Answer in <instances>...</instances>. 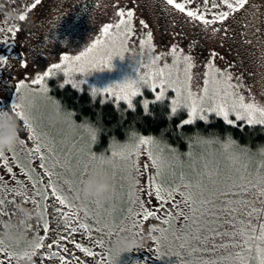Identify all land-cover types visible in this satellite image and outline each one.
I'll return each mask as SVG.
<instances>
[{
    "label": "rangeland",
    "instance_id": "obj_1",
    "mask_svg": "<svg viewBox=\"0 0 264 264\" xmlns=\"http://www.w3.org/2000/svg\"><path fill=\"white\" fill-rule=\"evenodd\" d=\"M161 1L165 5L164 7H161L153 0H99L90 15L82 16V14L78 15V13L82 10L83 0H41V4L35 8H31L35 0H17L15 6L10 4V11L6 14L4 21L1 22L3 25L0 24V29H3V31H0V55H4L10 49L11 51L14 50L11 41L18 36L20 26L24 22V20L21 21L19 19L20 15L23 14L29 19L31 16L40 18L43 31L55 24L56 36L51 43L47 46L44 45L45 52L43 55L34 52V57L28 61L31 67L27 71V79L22 80L38 93L39 86L33 85L31 83L32 79L47 71L52 64L59 63L60 57L63 55H78L100 35L103 26L106 24L115 25L121 19H127L126 16L123 18L118 16V12L132 11L131 26L133 32L128 41V51L125 53L124 58H113L111 69L92 71L87 75L77 73L73 76L76 84L87 86L86 89L89 87V92L92 94L93 89H95L96 94H101V96L109 95V93L104 92V89L118 83L138 81L139 76L145 75L149 69L140 67L138 61L142 60L147 65L150 55L161 57L158 62L160 67L165 65L172 66L175 63L172 50L176 49V57L181 60L178 65L180 81L184 79L183 57L191 58L193 65L191 70V91L194 97L203 95L204 81L208 79L209 66H212L218 72L227 73L233 77L231 83L237 85L239 94L245 97L246 102L254 100L257 104L264 105V27H259L260 24L264 23V0H248L253 6L258 5L261 8L257 27L259 28L258 32L255 31L254 25H249L245 21L238 24L233 23L231 26L227 23L240 10L231 13L222 23L218 22L205 26L199 21H192L184 13L167 5L165 0ZM177 2H184V0H177ZM187 7L193 10L199 8L203 11L205 9L203 0H191ZM207 7L211 9V13L227 11L224 6L213 8L211 0H209ZM163 18L166 19L164 30L161 28ZM206 18L211 19V14H207ZM75 20L76 22L78 21L77 25ZM10 28L17 29L15 35L9 31ZM149 33L152 35L153 50L151 53L147 47L144 49L140 47V42L146 40ZM22 45L25 46V44ZM65 80L66 77L63 73H58L46 81L49 89L47 97L39 94L33 95L30 91L24 90L22 99L18 100L17 93L16 103L19 102L25 105L26 114L29 112L32 114V118L29 120L36 126V131L42 137L43 143L52 148L50 152L40 153V155H47L48 157L47 166L42 168L45 175L44 178L49 179L47 173L50 171L51 181L65 199L70 202L71 206L68 209L81 223H88L95 227L97 219L107 218L110 223L113 218L117 222L123 221L125 217L129 216L128 209L134 212L140 205L138 201L140 199L143 200L147 194L151 195L154 185L171 181L175 174L181 172V169L188 173L191 166H194L195 169H200L205 163H208L210 166H218L222 170L229 171L233 168L241 169L245 167L249 172L260 170V164L264 160V157L259 155L261 149L257 153H253L247 146L236 143L240 148H246L253 155L250 158L242 156L238 160H234L229 153L224 152L220 148L219 144H201L195 140L193 146H190L186 152L181 153L178 151L180 154L179 158L166 150L164 152L161 174L157 175L156 169L151 167L148 146H142L139 156L133 157L137 161L139 171L126 172L119 158L115 159L114 166L111 168L106 165L107 170L111 173L115 190L110 199L103 202L92 198L83 201L77 200L75 199L77 192L82 189L84 181L88 178L91 170L95 169L99 163V160L88 158L87 150L90 149L96 156L105 154L111 157L115 146L110 143L112 140L105 145H99L98 142L92 143L88 133L83 128L73 126L66 119L58 127H51L46 123V114L53 110L56 112L55 107L51 103V100H56L52 96L53 86L61 88ZM139 91L141 95L136 97L139 100L143 96L155 99L158 94L144 86H141ZM113 97L118 100L115 96ZM165 99L169 100L171 105L172 100L177 99V93L172 88H168L165 90ZM183 103L181 101V109H184ZM63 110L62 108L61 112L64 114ZM184 111L186 119L188 112L186 109ZM213 116L215 115L209 114V118ZM74 121L76 125L83 124V122L75 119ZM28 132L29 140L32 142V148H34L35 143L31 140V132L29 130ZM138 135L145 139L153 138L149 135ZM127 138L115 141L123 144L127 141ZM221 141L223 142L225 139ZM165 145L167 149L176 151L174 147L167 143H162L160 147ZM190 156L191 159L189 158ZM19 157L29 161V153L25 151L21 150ZM77 160L86 162L87 167L85 168L84 163L76 167L66 163V161H72L75 164ZM27 196L33 197L29 192ZM2 197L6 203L3 205L0 220L3 219L7 223L16 222L21 225L24 222L17 215V206L35 209L40 212L43 206L42 202L45 200L37 197L36 202L33 203L34 197L33 199H26L25 196H17L12 192L3 194ZM225 199H233V197H220V201ZM235 199L253 201V206L257 210L264 209V203H262L264 196H259L254 188L245 196L236 197ZM10 201H15V203ZM147 201L146 199L145 202ZM60 207L62 208V206ZM249 210L250 208L240 206V210L231 216L219 214L220 221L218 223L222 224L220 231L231 230V225L241 219L246 223H251L256 228L264 225V213L249 218L244 215ZM85 213H88L87 217ZM34 220L28 224L33 223ZM128 224H130V221H126L124 226L127 227ZM183 227L184 223L180 227H171L166 233L168 236L166 242L162 237L160 238L159 245L158 243L156 244V264H187L189 257H187L186 253L190 248L181 249L179 247L181 242L176 240L173 235V230ZM176 234L179 235L180 233L177 232ZM99 235L95 231L92 233L93 238H99ZM120 235L135 238L132 231H124ZM114 238H116L115 235L111 237L104 236L105 244L103 249L106 251L107 256ZM221 242L228 243L229 238L218 236L215 243L220 244ZM192 246L203 247L198 242H193ZM208 247L210 249L209 252H195L190 259L197 261L201 259L220 260L229 256L230 252L237 251L236 249L223 248L213 250L211 245ZM176 253H180V255L177 256ZM129 254L130 252L121 254L120 264H126Z\"/></svg>",
    "mask_w": 264,
    "mask_h": 264
},
{
    "label": "snow or ice",
    "instance_id": "obj_2",
    "mask_svg": "<svg viewBox=\"0 0 264 264\" xmlns=\"http://www.w3.org/2000/svg\"><path fill=\"white\" fill-rule=\"evenodd\" d=\"M167 5L184 13L192 21H199L205 26H209L215 23L224 22L231 13L237 12L245 8L248 4V0H211L212 7L218 8L224 6L227 11H219L217 13H211V9H208L209 0H203L205 9L202 11L199 8L195 10L187 7V4L191 3V0H184V2H177V0H165ZM41 4V0H35L31 5V8H35ZM87 11V9H84ZM207 14H211L212 18H206ZM120 17H127V19H121V21L115 25L106 24L103 26L101 33L97 36L83 51L78 55H63L60 57L59 63L52 64L47 71L37 75L32 79L33 85L39 86V91L31 89L28 84L21 81L16 86L18 93V100L24 96V90L30 91L33 95H43L47 97L48 86L47 79L56 76L58 73H63L66 77L65 83H70L73 87H76V81L73 80V76L77 73L87 75L92 71H103L106 68L111 69L112 60L115 57L121 59L124 58L125 53L128 51L127 44L132 35V11H120L117 13ZM21 21L26 19L25 15H20ZM147 27V25H145ZM3 31V29H0ZM9 31L15 35L17 29L10 28ZM141 49L147 47L151 53L152 49V35L148 34L147 39L140 42ZM175 63L172 66L165 65L160 67L158 62L161 59L159 56L149 57V63L145 65L142 60L138 61L140 67L149 69L145 75L139 76L138 81H127L124 83H118L114 86L104 89L105 93H109L116 97L118 100L126 102L129 108L133 106V98L140 95V87H148L152 91L157 92L155 96L156 102H161L165 99V90L172 88L177 93V99L171 102V113L175 116L181 109V101H183V108L187 110V118L181 121L178 125L183 128L194 124L196 121L207 122L209 114H214L217 117L222 118L229 126H234L236 122H246L248 125H264V105L257 104L254 100L252 102H246L245 97L240 95L237 90V85L231 83L233 77L230 74L218 72L214 67L209 66L208 79L204 81L203 95L194 97L191 91L192 80V62L191 58L184 56V70L183 81L178 77V65L181 63L179 57H176V49L172 50ZM7 63V60L0 56V64ZM63 87V85H61ZM93 94H96V90L93 89ZM51 99V98H49ZM51 103L56 109L57 113L62 111L61 105L56 100H51ZM145 108L149 107L147 101L143 105ZM9 112L16 116L17 120L23 122L25 129L31 132V140L35 143V147L31 148L29 153V159L39 156L40 167L45 168L47 155H40L41 152L52 151L51 147L46 146L43 143L42 137L37 133L36 126L26 115L25 105L22 103H13L10 108L6 109L0 106V115L4 112ZM65 119L73 124L75 127H81L88 133L89 139L92 143L97 142L98 129H96L89 121L81 125H76L73 117L75 113L63 110ZM233 117V118H230ZM196 142L201 144H219L220 148L230 154L234 160H238L240 157H251L246 148H240L231 137L225 141H221L215 138H206L202 136L196 137ZM114 145L111 157L101 154L96 156L87 150L88 158L91 160L105 161L111 168L114 166V161L119 158L122 162V167L126 172L131 173L133 170L139 171L137 167V161L133 157H138L142 146H148V154L151 159V167L156 169L157 175L161 174L162 164L164 160V152L167 150L170 154H174L179 158L178 150L167 149V146L160 147L162 141L154 138L145 139L135 132L130 133L129 139L126 143L120 144L119 142L112 140L110 142ZM20 144L24 145V140H20ZM31 147V145H29ZM14 150H9L12 153ZM261 157H264V149L259 152ZM191 159V156L189 157ZM0 159L3 160L2 168H6L8 173H12L13 169L9 167L10 158L5 156V153L0 154ZM66 163L73 167L86 162L77 160L75 164L72 161H66ZM32 170H29L26 175L30 176V179L35 180V177L31 175ZM49 179L47 181L36 180L32 185L35 189L33 197L38 196L41 199H47L50 196L54 198L56 204L62 206V208L70 207L68 202L61 192L57 189L56 185L51 181V172L47 173ZM5 177L0 175V189H4ZM45 184L46 187L41 190L38 185ZM257 190L259 196H264V160L260 164V170L255 172H249L247 168L235 169L231 171L222 170L218 166H210L205 163L202 168L195 169L194 166L190 167L188 173H185L183 169L178 174L173 176L171 181H165L161 184L154 185L152 195L159 199L162 203L165 201H172L175 203L176 211L168 214L166 219H161V222L168 224L169 228H156L157 231L162 232L163 240L166 242L168 236L166 233L171 229L173 222L177 218H182L184 227L173 230V235L176 240L181 243L179 247L181 249L190 248L186 255L189 257L187 264H264V225H260L259 228L254 227L251 223H246L243 219L235 221L231 225V230L220 231L222 224L219 214H227L231 216L233 213L240 210V206L250 208L244 215L251 218L253 216H259L264 213V209L257 210L253 206V201L245 199H235L236 197H243L245 194L251 192L252 189ZM17 196H25L26 199H33L28 197L27 187H21L17 185L10 190ZM233 197V199H225L220 201V197ZM179 199V203H176V199ZM219 201V204H218ZM15 203V201H10ZM36 201L33 199V203ZM131 202V200H130ZM6 201L0 195V214L3 212V205ZM264 203V201H262ZM47 210V209H45ZM129 216L125 217L123 221L117 222L115 218L108 222L107 218L97 219L95 227L88 223H80L79 228L83 230V234L89 236V241L94 247L103 248L105 244L104 236L109 237L115 235L118 236L124 231H132L139 228L142 222L148 221L150 218L157 219V214L154 210H149L143 204L140 205V210L132 214V210L128 209ZM61 216H64L63 211H60ZM212 214V215H210ZM88 213H85L87 217ZM135 216H141V220L135 219ZM126 221H130L127 227L124 226ZM47 226L45 231H47ZM68 232H75V227H67ZM99 233V238H93V232ZM180 234L177 235L176 233ZM134 235H141L139 232H135ZM229 238L228 243L221 242L216 244L217 237ZM67 237H61V240H66ZM159 244V240L156 241ZM193 242H198L203 247H193ZM72 244L80 254H83L85 258L92 257L99 259L94 260V264H120V253H113L111 249L108 250V256H104L100 253L94 252L92 247H86L75 240H72ZM209 245L211 249H236L235 252H230L229 256L220 260L216 259H201L199 261L190 259L195 252H209ZM19 245H7L5 246L3 241H0V254H3L4 258H0V264H13L16 260L17 251ZM45 247L40 242L38 249ZM57 247L59 251H51L48 259L58 258L57 264H69L73 259L76 260V264H80L79 257H72L69 249L49 243L47 248ZM11 249V250H10ZM69 253L66 257L64 253ZM177 256L180 253H176ZM37 256V253L35 254ZM45 264H48V260H45ZM87 264V261H85Z\"/></svg>",
    "mask_w": 264,
    "mask_h": 264
},
{
    "label": "flooded vegetation",
    "instance_id": "obj_3",
    "mask_svg": "<svg viewBox=\"0 0 264 264\" xmlns=\"http://www.w3.org/2000/svg\"><path fill=\"white\" fill-rule=\"evenodd\" d=\"M17 0H0V24L6 18V14L10 11L11 5L15 6ZM157 2L161 7H164L163 2L161 0H153ZM11 4V5H10ZM255 7V8H254ZM261 8L258 5L253 6L250 1L245 5L244 9H241L235 17H231L228 20V24L231 26L233 23H241L246 22L249 25H254L255 31L258 32L259 28V16H260ZM81 12L78 13L80 15ZM29 16V15H28ZM57 20V16L55 15ZM3 25V24H2ZM42 21L40 18L33 17L26 18L24 22L20 26V32L17 37H14L11 41L13 45V49L11 51L8 50L3 55L7 63L0 64V106L5 107L6 109L10 108L11 104L16 103L17 91L16 86L22 81L27 79V71L30 69L31 64L28 62L34 57V52H38V54L43 55L45 52L44 45H48L52 42L53 38L56 36L57 32L55 31V24H53L49 29L42 30L41 29ZM264 27V23L260 24L259 27ZM8 27V25H7ZM1 28V27H0ZM250 39V37H249ZM22 44H25L23 46ZM19 125V137L20 140H24V145L22 146L20 143L17 145L12 153L8 151L5 152V156L10 158L9 167L13 169L12 173H8L6 168L0 167V175L5 177L4 181V189H0V195L11 193V189L20 185L21 187H27L28 192L31 196L35 192V189L32 188V185L36 182V180L47 181L45 179V175L40 167L39 157H34L31 160L22 159L19 157L21 155V150L26 153H30L32 148V142L29 140V132L24 128L23 122L18 121ZM31 145V147H29ZM3 165V160L0 159V166ZM32 170L31 175L35 177V180L30 179L29 175L26 173ZM38 187L43 190L46 185L40 184ZM38 196L34 197V200H37ZM146 199L148 200L147 202ZM139 204H143L149 210H154L157 214V219H149L146 222H142L139 228L133 229L132 233L135 232L141 233V235H134V239L143 238L145 243L143 247L135 248L130 251L129 258L126 264H156L157 260V251L156 244L157 240L160 239H152L150 236H158L159 232L152 233L151 229L156 228H169L168 224H164L161 222V219H166L168 214L176 211L175 203L172 201L161 202L154 195H146L143 200L138 201ZM42 209L40 210L43 213V219H35L33 223L27 225V234L29 238L35 236L40 242L44 244L45 247L37 250V256L34 257V264H45V260H48V264H57L58 258L48 259L49 253L51 251H59L60 248L53 247L47 248L49 243L62 245L69 249L72 257H79L80 264H94L96 258L87 257L85 258L83 254H80L77 249L74 248L72 244V240L81 243L86 247H92L94 252L100 253L104 256H107L106 251L103 248H97L92 245L89 241V236L87 234H83V230L79 228V222L73 213L68 208H61L56 204L54 198L50 196L44 200ZM176 203H179V199H176ZM140 205L138 209L132 212L135 215L136 212L140 210ZM47 209V210H45ZM60 211H63L64 216L62 217ZM135 219L141 220V216H135ZM5 220H0V232L4 230V228L8 225ZM183 225L182 218H177L172 227H180ZM47 226V231H45V227ZM75 227L77 231L68 232L67 227ZM67 237L66 240H61V237ZM159 245V244H158ZM15 247V245H13ZM11 250V249H10ZM16 251L19 248L15 249ZM67 257L69 253H64ZM0 258H4L3 254H0ZM13 264H16V260L13 261ZM69 264H76V260L73 259L69 262Z\"/></svg>",
    "mask_w": 264,
    "mask_h": 264
},
{
    "label": "trees",
    "instance_id": "obj_4",
    "mask_svg": "<svg viewBox=\"0 0 264 264\" xmlns=\"http://www.w3.org/2000/svg\"><path fill=\"white\" fill-rule=\"evenodd\" d=\"M98 1L83 0L80 14L90 15ZM85 8L87 11L84 10ZM165 21L166 19L163 18L161 26L163 30ZM76 85L73 87L70 83H64L61 88L53 86L55 89L53 88L52 96L64 110L75 113L73 117L75 120L83 123L89 121L103 128L97 139L99 145H105L111 140L125 139L129 132H135L155 137L154 139L171 145L181 153L193 146L198 135L219 140L231 137L236 143L238 142L237 144L247 146L253 153L264 149V125L248 126L247 123L236 122L234 126H229L222 118L213 116L207 122L198 120L192 125L181 128L178 125L185 119V111L180 109L173 116L167 99L156 102L150 97L143 96L140 100L134 97L133 106L129 108L126 102L115 100L111 94L104 96L92 94L89 92V87L88 90L87 86ZM145 101L149 105L147 108L143 106Z\"/></svg>",
    "mask_w": 264,
    "mask_h": 264
},
{
    "label": "clouds",
    "instance_id": "obj_5",
    "mask_svg": "<svg viewBox=\"0 0 264 264\" xmlns=\"http://www.w3.org/2000/svg\"><path fill=\"white\" fill-rule=\"evenodd\" d=\"M26 115L29 119L32 118L30 112ZM45 119L49 126L58 127L65 121V116L62 112L57 113L53 110L46 114ZM91 124L99 130L97 133L99 138V135L103 132V128L99 124ZM130 133H128L127 141ZM19 143L20 137L17 118L15 115L5 111L3 115H0V154L15 149ZM106 165L107 163L105 161H99L98 166L91 170L88 178L84 181L82 189L77 192L75 199L83 201L92 198L103 202L111 198L115 190L112 184L111 173L107 170ZM17 215L23 220V225L16 222L9 223L0 232V241H3L5 246H20L17 251L16 264H34V257L37 253L40 240L35 236L29 238L26 229L27 224L33 219L42 220L43 213L35 209L17 206ZM151 232L157 233L159 231L156 228H152ZM163 235L162 232H159L158 236H150V238L160 239ZM144 243L143 238L134 239L118 235L112 240L110 249L113 253L122 254L130 252L135 248L143 247Z\"/></svg>",
    "mask_w": 264,
    "mask_h": 264
}]
</instances>
